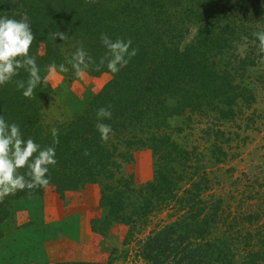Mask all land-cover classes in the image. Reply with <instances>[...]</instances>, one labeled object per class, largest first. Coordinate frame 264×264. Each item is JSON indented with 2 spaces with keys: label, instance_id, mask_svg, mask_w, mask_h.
<instances>
[{
  "label": "trees",
  "instance_id": "1",
  "mask_svg": "<svg viewBox=\"0 0 264 264\" xmlns=\"http://www.w3.org/2000/svg\"><path fill=\"white\" fill-rule=\"evenodd\" d=\"M116 1L117 6L112 0L89 3L85 0H0V17L20 20L27 16L35 36L30 55L36 57L39 68L43 62L61 59L51 51L48 33L54 29L67 34V39H57L59 44L67 42L75 52L82 46L95 64H99L107 51L100 40L102 33L113 41L131 39L129 50L138 49L127 66L113 74V79L84 113L53 126L45 125L40 115L48 86L41 84L35 89L34 98H25L23 90H18L15 83L17 80L27 81L28 73L23 69L12 82L0 85V115L8 123L19 125L25 140L32 138L42 148L53 146L51 129L59 130V143L54 145L57 164L50 167L48 174L50 185L58 191L77 189L87 179L99 176L113 179L119 166L118 158H125L123 152L110 143V138L107 142L101 140L96 128L99 108L111 106V119L100 121L111 126L110 136L113 134L121 145L128 147L149 146L163 162L168 151L173 155L178 150L177 144L172 143L164 131L169 117L187 109L205 110L206 107L220 114L232 113L238 100L249 92L237 81L236 75L246 66L258 63L255 57L243 56L238 48L245 40L256 45L259 43L253 33L264 31V0ZM138 14L142 15V20H137ZM127 16L135 21L125 20ZM148 17H153L154 21ZM141 21L144 25L147 23L146 26L136 27ZM189 21L198 25V33L194 41L181 48L178 45L180 36ZM42 41H46L47 54L40 56ZM65 58L71 59L70 55ZM88 71L101 73L108 69L105 63L100 71H95L94 66ZM85 150L90 154L84 155ZM26 171L20 170L21 174ZM176 172L177 169L160 165L154 180L141 187L138 194L141 205L134 207L136 211L131 214L136 218L135 223L138 217H146L170 198L178 196L183 183L178 184L184 180ZM188 172L181 176L185 177ZM119 181L124 189L136 194L133 192L136 189L131 186L132 178ZM200 181H190V188L183 191H188L189 196L183 197L182 194L179 197L178 204L188 207L184 222H173L151 233L142 250L144 258L160 264L164 259L171 264H264V225L251 223V227L237 229L236 235L244 233L245 241L249 242L246 243L249 249L239 260L236 259L240 248L237 239L228 243L226 238L211 237L214 226H217L218 212L216 209L210 215L201 195ZM116 185H108V189L102 191V202L114 208V215L123 210L126 195L119 192ZM44 190L37 189L30 195L42 194ZM21 196L29 194L19 191L0 203V223L10 215L12 200ZM176 234L185 240L180 250L170 245ZM190 236L194 239L186 242ZM228 237L234 238L232 233Z\"/></svg>",
  "mask_w": 264,
  "mask_h": 264
},
{
  "label": "rangeland",
  "instance_id": "2",
  "mask_svg": "<svg viewBox=\"0 0 264 264\" xmlns=\"http://www.w3.org/2000/svg\"><path fill=\"white\" fill-rule=\"evenodd\" d=\"M116 2L112 0L113 5ZM141 16L136 15L137 20H142ZM129 19L127 16L125 20ZM147 19L154 21L153 17ZM143 23L136 27L146 26L147 23ZM184 28L178 43L181 48L194 41L198 33V25L191 21ZM50 42L52 54L61 59L43 62L39 68L45 76L51 64L57 65L40 106V115L45 125L53 126L84 113L114 75L109 71L86 70L82 78L77 77L68 59L64 60L75 53L73 47L67 42L59 44L58 40L50 39ZM46 47V41H42L40 56L47 54ZM238 52L251 59L255 57L258 63L246 66L236 75L237 81L249 92L238 100L232 113L220 114L206 107L205 110L187 109L169 117L164 131L178 150L173 155L168 151L163 162L151 147L121 145L112 134L110 143L125 156L118 158L119 166L113 179L99 176L87 179L77 189L65 191L49 185L42 194L12 200L10 215L0 223V264H160L144 258L145 240L173 222H184L188 207L178 204L179 197L189 196L188 191H183L190 188V181L200 180L201 195L210 215L216 209L218 212L217 226L211 237L226 238L228 243L237 239L240 248L236 259H242L249 242L245 241L244 233L237 236L236 232L242 227H251V223L264 225V63L260 62L264 53L259 51V43L248 40L241 43ZM61 63L68 72H59ZM160 165L177 169L176 175L183 178L178 184L183 183L178 196L146 217H138L135 223L136 218L131 214L136 211L134 207L141 205L139 190L154 180ZM185 171L189 172L181 176ZM122 178H132L131 186L136 194L124 189L123 183H119ZM108 185H116L119 192L126 193L125 206L123 204V210L117 215L112 206L102 202V191L108 189ZM231 233L232 240L228 237ZM191 238L194 239L190 236L186 242ZM184 242L176 234L170 245L180 250ZM162 264L171 263L164 259Z\"/></svg>",
  "mask_w": 264,
  "mask_h": 264
},
{
  "label": "clouds",
  "instance_id": "3",
  "mask_svg": "<svg viewBox=\"0 0 264 264\" xmlns=\"http://www.w3.org/2000/svg\"><path fill=\"white\" fill-rule=\"evenodd\" d=\"M86 3L94 0H85ZM253 36L259 41V51L264 53V31L254 32ZM48 37L54 41L57 39H67V34L58 29L48 33ZM247 39V38H245ZM35 40L31 24L25 15L20 20L0 17V85H6L13 81V77L23 69L28 73L27 81H15L18 90H23L25 98H34L35 89L41 84L47 87L52 82V77L56 73L57 65L49 66V74L40 75V69L36 63V57L30 55L31 45ZM102 45L106 48V54L101 58L99 64H95L92 58L81 46L68 60L77 77H83L86 70L94 66L95 71L105 65L112 74H117L126 67L131 57H134L138 49L132 48V40L125 41L117 38L115 41L107 34L100 36ZM264 63V58L260 61ZM58 70L66 73L69 69L60 64ZM111 106L101 107L96 112V128L100 133L103 142H107L112 133L109 124L100 122L104 119H111ZM59 130L55 127L51 129L53 146L41 147L32 138L25 140L21 129L16 123H8L0 115V203L4 202L8 196H15L19 191H27L30 195L37 189H47L50 185L49 170L57 164L55 159L54 145L59 143ZM90 153L85 150L84 155ZM21 169H27L21 174Z\"/></svg>",
  "mask_w": 264,
  "mask_h": 264
}]
</instances>
